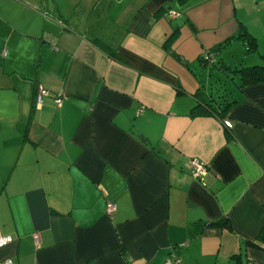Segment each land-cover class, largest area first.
<instances>
[{"label":"crops","instance_id":"0c3cea01","mask_svg":"<svg viewBox=\"0 0 264 264\" xmlns=\"http://www.w3.org/2000/svg\"><path fill=\"white\" fill-rule=\"evenodd\" d=\"M238 26L262 60L264 0H0V260L264 264V81L190 112Z\"/></svg>","mask_w":264,"mask_h":264},{"label":"trees","instance_id":"16d2710c","mask_svg":"<svg viewBox=\"0 0 264 264\" xmlns=\"http://www.w3.org/2000/svg\"><path fill=\"white\" fill-rule=\"evenodd\" d=\"M168 11V10H167ZM232 38H242L245 40L246 43V49L248 51H251L256 47V41L254 40L253 35L248 32V30L244 26H238L236 32L224 40L214 44L212 46V50L219 49L225 42L230 41ZM98 45L106 51L110 56L116 57L115 54H113L114 48L110 47L109 45L101 44L100 41H97ZM215 57V55H214ZM118 58V57H117ZM203 59V58H202ZM215 65H217L220 68L228 69L229 71H239V75H232L229 72H227V77L230 80H233L234 78L239 79L238 85H244L249 83H256L260 81H264V56L262 59V62L260 63H254L246 66H241L240 68H234L231 69L229 65L224 63H221V58L214 59V61H211ZM226 89V86L222 84V86H219V88L216 89V94L211 95L209 94L206 96L205 99L196 100V102L191 107V114H212L216 115L219 118H223L225 116L226 112L228 111L229 107L236 102L237 98H230L228 97L223 90ZM261 232H264V228H262Z\"/></svg>","mask_w":264,"mask_h":264},{"label":"built area","instance_id":"2783aa9c","mask_svg":"<svg viewBox=\"0 0 264 264\" xmlns=\"http://www.w3.org/2000/svg\"><path fill=\"white\" fill-rule=\"evenodd\" d=\"M168 15L170 16H177L179 15V12L176 11L175 9H169L167 11ZM205 59H207L208 61H214L215 57H214V54L213 53H206L205 54ZM50 94V91L48 88H46L45 86H43L42 84L38 83L37 86H36V94H35V100H36V104L39 105L40 102H41V98L42 96L44 95H48ZM55 100L60 103L62 101V96L58 95L55 97ZM223 122L226 126H230L231 125V122L229 119H223ZM190 165H191V171H192V174L195 176V177H201L207 170V166L205 164V162L203 160H200L199 158L197 157H193L190 159ZM116 208V205L114 202L112 201H109L106 203V210L109 214H112L114 212ZM34 237V240L37 244H39V235L38 233H35L33 235ZM11 240V236L10 235H2L0 234V246L5 244L6 242L10 241ZM179 261V257L174 254L172 255V257L170 258H167L165 261H164V264H173L174 262H177ZM12 262V258L10 257H7L3 260H0V264H10Z\"/></svg>","mask_w":264,"mask_h":264},{"label":"rangeland","instance_id":"374dc122","mask_svg":"<svg viewBox=\"0 0 264 264\" xmlns=\"http://www.w3.org/2000/svg\"><path fill=\"white\" fill-rule=\"evenodd\" d=\"M222 59H226L227 62H225L226 65H229V67L231 69H234V68H240L241 66H246V65H250V64H254V63H260L262 62L261 58H259L257 56V54L255 53V51H249V53H245V52H241L240 50H236L233 54V56L230 55V52H228L227 54V51H223V55H221ZM220 58V57H219ZM232 61V62H229V61ZM216 73L215 75L218 73V77L217 78H214L213 79V84L216 83V84H219L220 82H223V79L225 80V86H226V89H230V88H236L235 87V84H233L232 80L230 81L229 79H227V72H229L230 74L232 75H239V71H229V68L228 69H225L222 71V69H218L215 70ZM219 77H222V78H219ZM235 79V78H234ZM222 85V84H221ZM227 89V90H228ZM179 247V244L178 246Z\"/></svg>","mask_w":264,"mask_h":264}]
</instances>
